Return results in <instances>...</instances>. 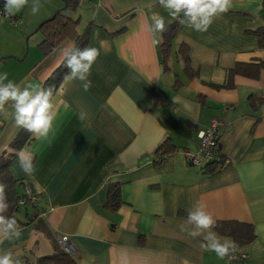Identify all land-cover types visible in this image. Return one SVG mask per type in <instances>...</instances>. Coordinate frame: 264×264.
I'll return each instance as SVG.
<instances>
[{
	"label": "crops",
	"instance_id": "obj_1",
	"mask_svg": "<svg viewBox=\"0 0 264 264\" xmlns=\"http://www.w3.org/2000/svg\"><path fill=\"white\" fill-rule=\"evenodd\" d=\"M32 3L13 16L16 24H0V73L22 87L45 88L63 49L74 43L66 39L44 55L37 31L60 4L40 0L33 15ZM83 9L90 10L81 32L85 47L107 42L92 67L91 88L64 82L67 70L53 91L58 116L52 132L47 139L31 135L19 149L10 146L20 130L14 109L9 104L0 113V156H12V176L37 196L39 209L21 225L19 239L0 243V252L37 264L62 251L54 237L64 235L76 264H264V67L255 79L235 75L230 88L212 86L222 84L236 62H264V48L247 33L264 25L262 0H233L206 32L175 22L167 66L161 44L154 46L147 31L153 12L171 19L158 0H81L68 14L80 24ZM183 43L191 76L176 55ZM213 119L221 124L219 149L229 163L207 173L189 166L185 153L197 150L198 133ZM165 141L161 158L157 150ZM22 148L34 154L32 178L10 151ZM111 184L119 186L116 208L107 204ZM197 201L217 221L253 226L255 239L238 247L243 260H220L201 247L202 237L181 231ZM17 215L25 220L24 212Z\"/></svg>",
	"mask_w": 264,
	"mask_h": 264
},
{
	"label": "clouds",
	"instance_id": "obj_2",
	"mask_svg": "<svg viewBox=\"0 0 264 264\" xmlns=\"http://www.w3.org/2000/svg\"><path fill=\"white\" fill-rule=\"evenodd\" d=\"M29 3V0H5L3 12L6 16H14ZM171 19L167 22L159 13L153 12L147 31L151 33V43L156 46L163 42V33L173 22H179L198 32H206L213 22L228 13L232 8L233 0H158ZM40 9V0H33L31 12L37 14ZM106 41L100 40V47L77 48L75 44L67 46L62 51V64L69 69L64 76V82L79 81L84 91L91 88L89 79L93 65L100 56V49L105 48ZM35 84L22 87L8 79V73H0V113L6 111V105L14 109L15 125L31 133L37 139H47L53 130L58 110L53 102V89ZM64 90V84L60 91ZM87 116L80 113V119ZM15 151L19 167L23 173L32 178L34 176V154L24 150ZM7 185L0 182V243L4 240L19 239L21 226L14 216L7 215L10 208L8 202ZM41 191L43 189H40ZM217 219L206 206L197 201L188 209L185 221L180 225L182 232H187L193 239L202 237L201 247L215 253L218 259L231 261L238 251L237 243L229 237H221L214 229ZM0 264H23L11 251L0 252Z\"/></svg>",
	"mask_w": 264,
	"mask_h": 264
},
{
	"label": "trees",
	"instance_id": "obj_3",
	"mask_svg": "<svg viewBox=\"0 0 264 264\" xmlns=\"http://www.w3.org/2000/svg\"><path fill=\"white\" fill-rule=\"evenodd\" d=\"M64 3L63 8L57 10L51 19H45L39 26V30L43 33V40L40 42L39 46L41 47L43 54L47 55L53 52L58 45L66 40H72L77 48H84L87 40L86 32H79V18L71 17L68 12L75 11L81 0H62ZM262 6H264V0H262ZM177 29V24L171 23L168 26V30L163 33V42L161 43V51L163 56V64L166 65L167 61L170 58L171 47L175 32ZM248 34H252L256 37L258 41V46L264 48V25L257 27L254 30H248ZM176 55L184 64V70L189 74V76L194 75L195 72L191 70L190 61H189V49L186 44H181L176 51ZM167 66V65H166ZM264 67V62L258 61L256 63H246V62H236L233 67L229 68L226 72V79L222 84H212L215 88H230L233 86V77L235 75H243L250 78H257L259 70ZM69 70L67 67L61 65L54 71L53 76L48 78L45 88L48 86H57L61 76ZM54 87V89H55ZM53 89V91H54ZM251 99V104L254 103V98L249 96ZM260 102V98L258 99ZM31 133L20 128L16 136L10 142V146L15 149L21 148L29 139L31 138ZM168 143L161 144L157 150H162L160 157L162 158L165 155L167 149H164V145ZM169 144V143H168ZM170 149V148H168ZM219 160H215L206 164L202 169L207 173H215L221 170L225 164L224 155L220 152L219 146ZM12 159V156H0V182L7 185L6 193L8 202L10 203V208L7 212V215L14 216L17 222L21 225L32 221L36 218L39 213V209L34 207L30 213H27V204H21L20 200L23 199L24 192V181L21 179H16L12 176L9 170V163ZM107 204L112 208H116L120 204V194L118 184H111L109 186L108 201ZM20 208L24 209L25 220H21L17 213H19ZM218 234L227 236L233 239L238 247L250 243L256 237L254 228L249 223H242L238 221H217V226L214 229ZM37 264H76L73 257L64 251H61L57 254L41 256L38 258Z\"/></svg>",
	"mask_w": 264,
	"mask_h": 264
},
{
	"label": "built area",
	"instance_id": "obj_4",
	"mask_svg": "<svg viewBox=\"0 0 264 264\" xmlns=\"http://www.w3.org/2000/svg\"><path fill=\"white\" fill-rule=\"evenodd\" d=\"M4 3V0H0V22L3 17L4 19L8 18L11 23H16V18L13 16L9 17L4 14ZM220 127V122L213 119L204 129L198 133L199 143L197 150L194 152L185 153V160L189 166H196L202 169L207 163L220 159V154L218 151ZM228 163L229 160L225 158L224 164ZM23 192L24 196L23 199L20 200V203L27 204L38 209V198L31 191V189L28 186H25ZM54 238L62 251L72 256L73 246L69 242L68 238L64 235H57ZM235 258L243 260L245 258V254L237 251L235 253Z\"/></svg>",
	"mask_w": 264,
	"mask_h": 264
},
{
	"label": "rangeland",
	"instance_id": "obj_5",
	"mask_svg": "<svg viewBox=\"0 0 264 264\" xmlns=\"http://www.w3.org/2000/svg\"><path fill=\"white\" fill-rule=\"evenodd\" d=\"M53 1V3L55 2L56 4H60V6L49 16V17H51V16H53L54 15V13L57 11V10H59V9H61V8H63V6H64V3H63V1L62 0H52ZM90 10H88L87 11V9H83V10H81V11H78V13L80 14V15H82V20H81V23L79 24V26H78V31L79 32H82V27H83V25H84V28L88 25V24H83L85 21H86V15H88V12H89ZM28 13V12H27ZM49 17H48V19H49ZM8 22H9V24H16V23H11L10 22V20L8 19V18H5ZM47 19V18H46ZM3 21H4V18L2 17V19H1V22L3 23ZM1 22H0V24H1ZM40 24V23H39ZM38 32V34L41 32L40 30L39 31H37ZM0 119H2V118H0ZM19 212H24V209L23 208H20V210H19Z\"/></svg>",
	"mask_w": 264,
	"mask_h": 264
},
{
	"label": "water",
	"instance_id": "obj_6",
	"mask_svg": "<svg viewBox=\"0 0 264 264\" xmlns=\"http://www.w3.org/2000/svg\"><path fill=\"white\" fill-rule=\"evenodd\" d=\"M49 19H51V17Z\"/></svg>",
	"mask_w": 264,
	"mask_h": 264
}]
</instances>
